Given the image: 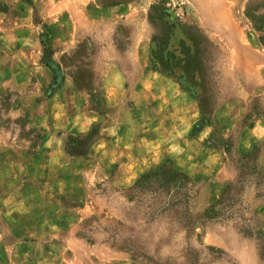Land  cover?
I'll list each match as a JSON object with an SVG mask.
<instances>
[{
    "label": "rangeland",
    "instance_id": "rangeland-1",
    "mask_svg": "<svg viewBox=\"0 0 264 264\" xmlns=\"http://www.w3.org/2000/svg\"><path fill=\"white\" fill-rule=\"evenodd\" d=\"M59 3L0 0V264H264V139L238 143L264 113L243 84L264 0L82 3L144 28L145 69L189 94L161 107L151 78L107 94Z\"/></svg>",
    "mask_w": 264,
    "mask_h": 264
},
{
    "label": "crops",
    "instance_id": "crops-1",
    "mask_svg": "<svg viewBox=\"0 0 264 264\" xmlns=\"http://www.w3.org/2000/svg\"><path fill=\"white\" fill-rule=\"evenodd\" d=\"M87 0H69L59 3V14L72 15V30L74 37L88 35L91 37L89 65L92 70L102 77L107 94L114 95V101H122L126 97L127 89L125 87V78L136 79L135 95L138 102H142L150 94V85L146 83L145 78H151L155 87L151 88L153 102L162 105V101L172 103L170 100H180L189 98L188 92L184 87L175 82V76L164 74L158 71L146 70L145 52H144V28L139 32L138 26L123 29L120 28L118 21L122 15L114 13V9L107 7L98 8L95 18L88 24V18L84 17L80 6ZM73 2V3H72ZM105 9V10H104ZM104 11V12H103ZM107 11V12H105ZM107 13V14H103ZM130 18V15H128ZM85 21V22H84ZM84 23V24H83ZM68 23H66L67 25ZM120 29V30H119ZM87 32V33H86ZM124 35H122V34ZM124 39V44L120 45L116 40ZM248 70V75L244 78V89L248 95H252L261 89L264 90V81L258 82V66L264 67V54L256 53L251 50L249 60L244 65ZM129 72H132L129 74ZM113 80H116L114 83ZM132 94V93H131ZM139 95V96H138ZM168 96L167 98H163ZM191 98V97H190ZM113 100V99H112ZM113 101V102H114ZM188 107L185 108V114L192 111V100H188ZM182 104V103H181ZM243 105V104H242ZM182 110H180L181 112ZM194 114H192L193 116ZM178 119V117H175ZM195 120L191 121V124ZM264 139V113L257 112L246 122L240 131L238 143L245 147L258 143ZM264 150V149H263ZM264 152H262V155Z\"/></svg>",
    "mask_w": 264,
    "mask_h": 264
},
{
    "label": "trees",
    "instance_id": "trees-1",
    "mask_svg": "<svg viewBox=\"0 0 264 264\" xmlns=\"http://www.w3.org/2000/svg\"><path fill=\"white\" fill-rule=\"evenodd\" d=\"M162 67H163L164 69L170 71L168 67H166V66H164V65H163Z\"/></svg>",
    "mask_w": 264,
    "mask_h": 264
}]
</instances>
